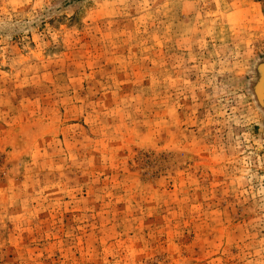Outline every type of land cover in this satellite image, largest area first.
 I'll return each instance as SVG.
<instances>
[{"label":"rangeland","instance_id":"obj_1","mask_svg":"<svg viewBox=\"0 0 264 264\" xmlns=\"http://www.w3.org/2000/svg\"><path fill=\"white\" fill-rule=\"evenodd\" d=\"M264 0H0V264H264Z\"/></svg>","mask_w":264,"mask_h":264},{"label":"water","instance_id":"obj_2","mask_svg":"<svg viewBox=\"0 0 264 264\" xmlns=\"http://www.w3.org/2000/svg\"><path fill=\"white\" fill-rule=\"evenodd\" d=\"M264 59L259 61L253 68L250 81V90L254 96L255 103L264 115Z\"/></svg>","mask_w":264,"mask_h":264},{"label":"bare ground","instance_id":"obj_3","mask_svg":"<svg viewBox=\"0 0 264 264\" xmlns=\"http://www.w3.org/2000/svg\"><path fill=\"white\" fill-rule=\"evenodd\" d=\"M263 77H264V75H263ZM264 79V78H263ZM251 91V90H250ZM263 94H264V89H263V92H262ZM252 94V93H251ZM252 96H253V94H252ZM253 99H254V96H253ZM255 101V100H254Z\"/></svg>","mask_w":264,"mask_h":264}]
</instances>
